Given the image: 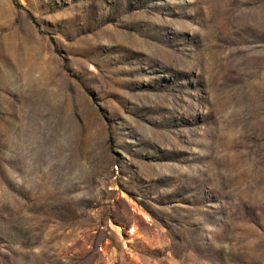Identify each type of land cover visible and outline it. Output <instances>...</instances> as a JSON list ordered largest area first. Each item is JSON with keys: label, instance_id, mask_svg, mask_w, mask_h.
Returning <instances> with one entry per match:
<instances>
[{"label": "rangeland", "instance_id": "obj_1", "mask_svg": "<svg viewBox=\"0 0 264 264\" xmlns=\"http://www.w3.org/2000/svg\"><path fill=\"white\" fill-rule=\"evenodd\" d=\"M0 264H264V0H0Z\"/></svg>", "mask_w": 264, "mask_h": 264}]
</instances>
